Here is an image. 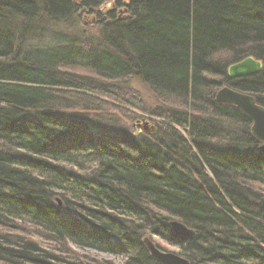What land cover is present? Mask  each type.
Segmentation results:
<instances>
[{
	"label": "trees",
	"instance_id": "1",
	"mask_svg": "<svg viewBox=\"0 0 264 264\" xmlns=\"http://www.w3.org/2000/svg\"><path fill=\"white\" fill-rule=\"evenodd\" d=\"M77 7L0 0V264H90L72 248L163 264L146 236L189 264H264V209L251 186L264 185L260 143L244 115L214 100L228 87L264 107V0H128L127 17L108 12L99 37L81 42L47 39L46 24L33 23L66 21ZM245 58L260 72L229 78ZM134 76L159 103L154 134L65 114L102 111L101 98L136 109L117 90ZM172 221L193 237L174 234Z\"/></svg>",
	"mask_w": 264,
	"mask_h": 264
},
{
	"label": "rangeland",
	"instance_id": "2",
	"mask_svg": "<svg viewBox=\"0 0 264 264\" xmlns=\"http://www.w3.org/2000/svg\"><path fill=\"white\" fill-rule=\"evenodd\" d=\"M74 2L78 7L66 21L48 20L43 15L39 14L36 18V21L34 20L33 23L36 22L35 24H46L43 29L46 30L45 35L47 36V39L49 36H51L52 32L56 33L58 31L62 34H66V36H68L70 40L81 42V40L99 37L98 25L102 24V22L107 21L106 15L108 12H114L115 16L119 18L128 16V0H85L86 3H99L95 5V7L85 8L79 7V1L74 0ZM228 57L229 55L224 53L217 55V58L220 60H226ZM73 73H75L76 76H79L81 80L87 83L96 82V80H94L88 72L75 70L73 71ZM117 86V90H124L122 92H124L123 94H125L127 97L130 95L134 96V100L138 104V107L136 109L127 107L123 104L113 103L109 100H106L105 98H101V101L109 105V107L104 106V110L102 111L85 110L83 106L76 105L75 107L69 108L67 111H65V114H76V116L79 115L80 118L89 123L96 122V124H100L101 126H110L118 129L120 128L131 135L148 134L136 128L138 125H142V122H146L148 126H153L156 130V126L159 121L157 118L152 116L151 111L158 109L159 103L153 96V93L150 91V89L135 76L128 78V80L123 83L117 84ZM257 105L259 104L257 103ZM110 106H114L118 108V110L114 111L113 109H110ZM99 129H102V127H100ZM154 133L155 131L151 134ZM251 186L253 190L259 193L260 198H264V185L252 184ZM145 238L149 239L153 243V245H155V247L162 253L174 254L176 256L182 257L177 247L167 244L157 236H146ZM35 240L39 241L43 248H49V245L44 241L38 238H36ZM72 250L79 257L87 260L90 264H122V261L120 259L114 258L113 256L101 253L96 250H80L75 248H72Z\"/></svg>",
	"mask_w": 264,
	"mask_h": 264
},
{
	"label": "water",
	"instance_id": "3",
	"mask_svg": "<svg viewBox=\"0 0 264 264\" xmlns=\"http://www.w3.org/2000/svg\"><path fill=\"white\" fill-rule=\"evenodd\" d=\"M261 68L262 65L260 62L252 58H245L229 66L227 76L229 78L246 77L260 72ZM214 100L217 104L234 107L251 122L250 133L259 141V151L264 158V108L257 105L253 96L237 92L228 87L219 89L214 96ZM136 128L148 134L155 131V128L148 126L146 122H142V125H138ZM259 205L264 209V198L259 199ZM169 226L177 236L191 238L194 235L192 230L176 221L170 222ZM143 244L149 251L151 257L156 261L162 262L163 264H189L183 257L162 253L147 238L143 239Z\"/></svg>",
	"mask_w": 264,
	"mask_h": 264
},
{
	"label": "bare ground",
	"instance_id": "4",
	"mask_svg": "<svg viewBox=\"0 0 264 264\" xmlns=\"http://www.w3.org/2000/svg\"><path fill=\"white\" fill-rule=\"evenodd\" d=\"M256 139V138H255ZM257 140V139H256ZM258 141V140H257ZM259 142V141H258ZM258 150H259V148H258ZM260 152V151H259Z\"/></svg>",
	"mask_w": 264,
	"mask_h": 264
}]
</instances>
